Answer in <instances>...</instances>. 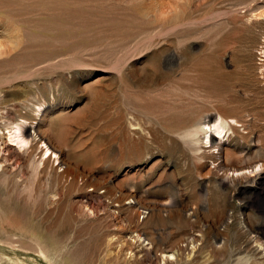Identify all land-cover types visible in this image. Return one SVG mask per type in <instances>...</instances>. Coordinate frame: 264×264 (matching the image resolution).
Listing matches in <instances>:
<instances>
[{
  "label": "rangeland",
  "instance_id": "rangeland-1",
  "mask_svg": "<svg viewBox=\"0 0 264 264\" xmlns=\"http://www.w3.org/2000/svg\"><path fill=\"white\" fill-rule=\"evenodd\" d=\"M142 40L129 62L147 76L128 87L112 65ZM170 43L187 56L151 73ZM0 46L26 48L0 56V264H264V171H233L264 164V0H0ZM14 67L26 74L9 83ZM216 113L238 129L204 128L223 152L198 160L183 133ZM24 118L28 139L38 126L63 149L56 177L7 141L5 124ZM123 123L138 132L125 150ZM226 175L236 182L214 190ZM192 245V260L161 258Z\"/></svg>",
  "mask_w": 264,
  "mask_h": 264
},
{
  "label": "bare ground",
  "instance_id": "bare-ground-1",
  "mask_svg": "<svg viewBox=\"0 0 264 264\" xmlns=\"http://www.w3.org/2000/svg\"><path fill=\"white\" fill-rule=\"evenodd\" d=\"M51 14H53V13H51ZM50 16L51 15H49V17ZM148 41L149 40H142L141 42L136 43L131 50L123 51V54L120 53L121 55H120L119 59L116 60L114 62V64L112 65L113 66L112 69L116 70L117 74H119V76H121V78L123 80L128 81V83L125 86H128V87L134 86L135 88H138L140 86L142 79L147 76L145 74L147 72L145 69H143V71H142V73H144V74H140V75L137 74L136 75L135 70L133 69V67L131 66V64L129 62V60L132 59L129 57V55L132 54L133 52L134 53L137 52L138 54L146 52L147 49L149 48ZM11 48H13V47H11ZM158 48H159L158 50L153 52V56L150 59L149 71L151 73H154L157 65L160 64V61L165 59V58L169 57L172 60H178V59H181V58H184L187 56V48H186V46L182 45L181 43L171 44V45H168L167 47H158ZM18 49H16L15 51H13V50L11 51V49L6 47V46H0V56L5 57V59L2 61L5 62L7 57H9V56L12 57L13 55H18L17 53L21 54V52L26 48H18ZM10 59H12V58H10ZM8 60H9V58H8ZM11 61H14V60H11ZM19 63H21V62H19ZM27 66L28 65H26L25 67H27ZM28 67H30V66H28ZM18 68H20V67H18ZM18 68L17 69L15 68V69H12L11 71L6 72L4 74L5 79L7 81H9V79H11L10 78L11 75L16 76L17 79H18V77L20 79L21 78L20 76H25L24 74H26V71H25L26 69L22 68L21 71H18ZM201 75H203V74H201ZM9 83H10V81H9ZM202 86H203V88H204V86L207 88L206 81L202 82ZM123 88H124L123 93H122V104H123V106L127 107V106L132 105L134 107V104H133L134 102L130 99V94H129V91L127 90L128 88H126V87H123ZM139 95H140V93H139ZM36 107H39V105ZM37 110H39V109H37ZM39 111L38 112L36 111L37 114L39 113ZM160 113H162V112H160ZM154 114H156V113H153V116H154ZM25 119L26 118H24L18 122H15V123L5 124V125H7L5 127V130H7V135H6L7 141L11 145L15 144V145H18L20 148L24 149L22 155L19 153H16V154L21 156L20 158L23 157L22 159H24V161L30 166V168L32 169V171L35 175H37V173H39L41 171V172L46 173V174L52 173V174H54L53 176H55V174H57V172H58V171H56L58 168L53 166V162L57 163V161H58V164H59L62 161L61 156L63 155V151H62L63 149L61 147L53 145V143L51 142V137L49 136V134H46L45 132L41 131L40 127H38V126L33 127V130H34L33 133H35L34 138L28 139L30 134L25 129L26 122H27ZM203 119L204 118H199V117H197L196 119L194 118L190 122L189 127L183 133L184 143H186L189 146V149L193 153V157L198 159V160L201 158H204L206 156L207 157H211V156L215 157L217 154H220L221 152H223L222 145H221L220 141L215 136H213L211 134H207V132L204 131V128H207L208 132H210L211 128H212L213 132L217 136H221V135L226 134V129H230L232 131H233V129H238V127L232 123H238L239 122L234 118H227V117L221 115L220 113H216V117H215L214 121L212 122V125H210V121L203 122ZM205 120H206V118H205ZM230 122H232V123H230ZM51 127L54 130V127L53 126H51ZM120 132H121V136L123 137V140H124L123 144L121 145V148H123L125 150L128 148V143H129L130 139L133 138L132 135L138 134V132L137 131H131L128 127H126L124 125V123L121 124ZM200 132H202L205 136H203L202 138L198 137V134ZM169 140L176 143V140L174 138H170ZM11 145H9V146H11ZM213 146L214 147L217 146V148H216L217 154L212 152L211 148ZM36 150H38L37 153H36ZM35 154L36 155L38 154L37 158H35L36 157ZM8 160L9 159L5 158V157L3 159L0 158V185H3L5 183V179H4V175H3L4 171L2 168V162L5 163V162H8ZM60 164H62V163H60ZM63 166H65V165H63ZM254 168H255V170H258V171H264V164L257 162V163L250 165L247 168H238V169H235L233 171L235 172V171L239 170V172H240L242 170L247 171L245 169H250V171L252 172V171H254ZM210 174H215V173L212 171ZM61 176H62V174H61ZM210 181H211V184L214 186L212 188H214V190L219 191V190H221V188L223 186L229 187V184L236 182V179H234L232 175H231V177L226 175V176L220 177L218 179V181H217V179H213ZM124 199L133 200L131 196H125ZM225 200L226 199H220L218 197V201H216V203L220 204L221 201H222V203H225L226 202ZM222 203H221V205H222ZM129 207H130V209L134 208L133 210L138 216L141 215V213H142V211H139V209L143 210L145 208V206H143L144 208H142L138 205H130ZM149 211L152 213L154 211V209L149 210ZM217 212H219L218 218H220L221 214L223 212V207L220 209H219V207H217L216 213ZM222 216H223V214H222ZM256 243H257V245L255 247V251L260 255L261 259H263V262H264V243L262 241H260L259 239H258V241H256ZM189 244H191V243H189ZM195 246L192 245V247L190 246L191 248L189 247V249L175 248V250L172 252H167V253L163 252L161 258L164 261H170L172 263V259L173 258L176 259V255H179V252L183 253L185 250H188L189 254L186 257L187 258L186 261L192 260L191 258L193 257V255L196 251ZM251 260H253V259H251ZM165 264H167V263H165ZM241 264H243V263H241ZM244 264H248V263L246 262ZM253 264H256V263H253Z\"/></svg>",
  "mask_w": 264,
  "mask_h": 264
}]
</instances>
